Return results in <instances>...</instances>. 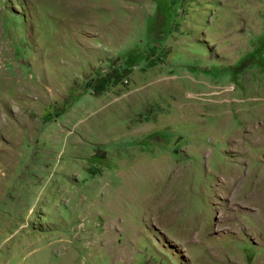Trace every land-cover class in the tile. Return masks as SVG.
<instances>
[{"label": "rangeland", "instance_id": "374dc122", "mask_svg": "<svg viewBox=\"0 0 264 264\" xmlns=\"http://www.w3.org/2000/svg\"><path fill=\"white\" fill-rule=\"evenodd\" d=\"M0 264H264V0H0Z\"/></svg>", "mask_w": 264, "mask_h": 264}]
</instances>
